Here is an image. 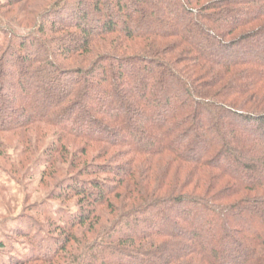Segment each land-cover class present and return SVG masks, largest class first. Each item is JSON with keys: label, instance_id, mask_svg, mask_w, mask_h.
<instances>
[{"label": "trees", "instance_id": "trees-1", "mask_svg": "<svg viewBox=\"0 0 264 264\" xmlns=\"http://www.w3.org/2000/svg\"><path fill=\"white\" fill-rule=\"evenodd\" d=\"M0 162L9 264H264V0L0 4Z\"/></svg>", "mask_w": 264, "mask_h": 264}, {"label": "rangeland", "instance_id": "rangeland-1", "mask_svg": "<svg viewBox=\"0 0 264 264\" xmlns=\"http://www.w3.org/2000/svg\"><path fill=\"white\" fill-rule=\"evenodd\" d=\"M7 0H0V4L6 3ZM17 12L13 14H17ZM13 14H10L12 16ZM3 165L0 162V166ZM40 177H35V180L29 184V189L34 190L35 193L32 195V201L40 199L42 194L39 195L38 192H42L40 184ZM0 187H8L11 189V193H3L0 191V221L9 216H17L21 214H27L26 207L28 205H32V202H28V199L24 193V190H19L17 184L10 179V175L4 169H0ZM45 191V189H43ZM28 203V204H27ZM27 204V205H26ZM15 222H7L5 223V228H0V240H4L9 236L8 231L15 227ZM22 241V240H20ZM13 253L17 252L18 254H26L28 253V247L22 242L14 243ZM8 248L5 250L0 249V261H3L4 264H9V254L7 252Z\"/></svg>", "mask_w": 264, "mask_h": 264}]
</instances>
